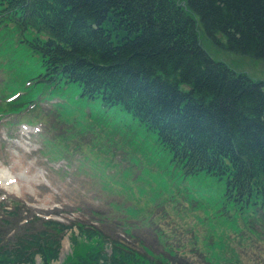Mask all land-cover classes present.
Instances as JSON below:
<instances>
[{
    "label": "trees",
    "instance_id": "trees-1",
    "mask_svg": "<svg viewBox=\"0 0 264 264\" xmlns=\"http://www.w3.org/2000/svg\"><path fill=\"white\" fill-rule=\"evenodd\" d=\"M0 7L21 31H33L24 41L42 58L39 81L76 82L88 97L126 110L185 175L224 180L223 209L234 211L225 222L264 230V81L214 59L199 34L264 59V0H0ZM17 209L0 223V264H34L36 254L51 264L71 225L35 217L6 238ZM76 223L84 243L72 236L76 253L64 264H156L133 241Z\"/></svg>",
    "mask_w": 264,
    "mask_h": 264
},
{
    "label": "rangeland",
    "instance_id": "rangeland-1",
    "mask_svg": "<svg viewBox=\"0 0 264 264\" xmlns=\"http://www.w3.org/2000/svg\"><path fill=\"white\" fill-rule=\"evenodd\" d=\"M6 23L0 22V30H5ZM9 25L7 37L13 42L0 38L2 46L6 47L4 51L9 50V45L21 51L20 47L24 45L18 41L19 32L12 23ZM199 34L203 47L214 59L223 61L237 72L264 81V59L232 53L209 39L202 29ZM217 38L221 42L226 40L224 35ZM21 60L19 75L17 70L0 68L1 95L16 89L18 94H30L31 88L24 87L19 77L24 76V71L25 75H30L42 71L43 67L36 54L22 55ZM45 85L33 84L31 94L37 102L23 106L19 112L14 110L11 116L15 119L6 115L0 122V173L11 174L15 180V187L11 189L0 183L2 196L8 197L4 203L19 199L33 210L46 211V215L67 223L89 221L103 226L109 234L129 236L117 225L123 222L132 225L131 232L133 229L137 238L153 252L169 257L161 244L165 240L185 246V255L180 252L177 255L191 263L208 264L201 253L189 248L194 245L211 247L212 255L219 261L223 259L226 248L230 247L238 253L240 264H264V237L248 232L243 234L245 239L239 235L230 237L235 230L234 225H223L222 217L214 213L219 208L217 197L221 196L223 189H218L210 176L203 178L200 174L202 177L196 175V179L183 178L180 168L170 161L169 151L155 140V132L151 131L153 137L146 138L143 127L129 114L107 109L99 99L81 97L82 90L78 84L67 85L61 97L54 90L49 92ZM52 96L56 99L38 102ZM58 112L69 122L62 120ZM36 116L42 121L35 123ZM6 120L14 123H2ZM49 124L54 127L48 129ZM60 130L63 134L61 143L66 146L55 152L44 139H53ZM98 130L102 132L101 142L115 143V147H109L108 156L113 160L109 165V157L105 156L102 148H98L101 142L93 145ZM117 134L126 135L128 149L118 146ZM52 142L58 145V139ZM56 153L60 156H55ZM128 206L134 207L137 213H131ZM76 207L80 209L76 210ZM90 208L98 210V215L88 211ZM109 224L113 227L108 228ZM240 224L243 225L242 221ZM74 232L77 233L76 228L67 231L59 256L51 264H62L64 253L76 250L70 238ZM230 255L228 253V257ZM34 264L43 262L36 257Z\"/></svg>",
    "mask_w": 264,
    "mask_h": 264
},
{
    "label": "bare ground",
    "instance_id": "bare-ground-1",
    "mask_svg": "<svg viewBox=\"0 0 264 264\" xmlns=\"http://www.w3.org/2000/svg\"><path fill=\"white\" fill-rule=\"evenodd\" d=\"M5 180V179H4ZM14 186V183H13V181H10V184H9V187L10 188H12ZM65 244H67V241H66V243Z\"/></svg>",
    "mask_w": 264,
    "mask_h": 264
}]
</instances>
